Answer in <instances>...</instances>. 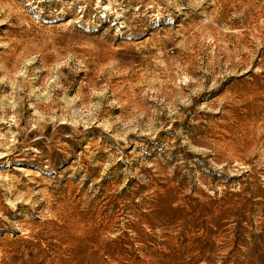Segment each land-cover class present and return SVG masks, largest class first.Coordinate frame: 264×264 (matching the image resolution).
I'll return each mask as SVG.
<instances>
[{
	"label": "rangeland",
	"instance_id": "374dc122",
	"mask_svg": "<svg viewBox=\"0 0 264 264\" xmlns=\"http://www.w3.org/2000/svg\"><path fill=\"white\" fill-rule=\"evenodd\" d=\"M98 259L264 264V0H0V264Z\"/></svg>",
	"mask_w": 264,
	"mask_h": 264
},
{
	"label": "bare ground",
	"instance_id": "6f19581e",
	"mask_svg": "<svg viewBox=\"0 0 264 264\" xmlns=\"http://www.w3.org/2000/svg\"><path fill=\"white\" fill-rule=\"evenodd\" d=\"M93 254H98V252L97 251H94ZM93 258L95 260H97L98 256L95 255V256H93ZM99 263H100V260L98 259L97 264H99Z\"/></svg>",
	"mask_w": 264,
	"mask_h": 264
}]
</instances>
